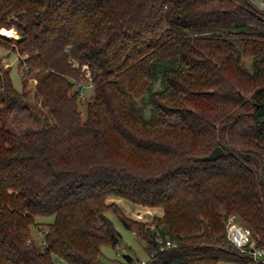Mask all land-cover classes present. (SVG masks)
I'll list each match as a JSON object with an SVG mask.
<instances>
[{
    "label": "trees",
    "instance_id": "16d2710c",
    "mask_svg": "<svg viewBox=\"0 0 264 264\" xmlns=\"http://www.w3.org/2000/svg\"><path fill=\"white\" fill-rule=\"evenodd\" d=\"M0 28L21 36L0 35L25 66L17 89L0 55V264H107L102 245L121 241L108 211L143 243L144 264H251L226 223L264 245V8L0 0Z\"/></svg>",
    "mask_w": 264,
    "mask_h": 264
},
{
    "label": "rangeland",
    "instance_id": "374dc122",
    "mask_svg": "<svg viewBox=\"0 0 264 264\" xmlns=\"http://www.w3.org/2000/svg\"><path fill=\"white\" fill-rule=\"evenodd\" d=\"M10 29L13 30V34H6L0 30L1 31L0 35H3L4 37L13 38V36L16 35V30L14 28H10ZM9 49H11L12 51ZM16 51H17V49L12 47V42H8L4 38L0 37V55H4L2 57L3 65L4 66H10V76H11L13 85L17 89H20L22 86L21 70L20 69H22V68L20 65L18 66L20 58H19ZM244 63H245V65H248L249 64V58L245 57ZM28 78L29 79H28L27 88H29L31 90L30 95L32 96L33 91H34L33 90L34 89V87H33L34 80L32 79V77H28ZM78 86H79V83H78ZM81 91H82V94L78 95V97H79V109L81 110L82 118H84L85 114H86L85 106H86V103L92 98L93 87L88 86L86 84H83L81 87ZM137 100L140 104L139 98H137ZM28 118H29V116H25V111H23L21 117L17 118V122L25 123L28 121L27 120ZM113 199L114 200H118V199L121 200V205L126 209H130V210L134 209L133 204H131L127 201H124L121 198L114 197ZM152 211L153 210H149V212H152ZM107 215L113 221L116 229L120 232L121 241L116 248H113L112 246H110L108 244L102 245V247H101V252H102L101 259L107 264H115L116 261H122L124 259L125 255H129L134 259V262H135L134 264H137V260H144L145 261L147 259V253L143 248V243L136 237V235L131 230L127 229L121 223V221L119 220V218L116 216V214L113 211H108ZM39 221L49 222V221H52V217H41V218H39ZM44 226L45 225L43 223H39L38 225H35V227L32 229V239L35 241L38 248L44 247L42 245V242L40 239V234H39V231H40L39 229L45 228ZM57 264H68V263H66L62 259H58ZM219 264H244V263L225 260V261L219 262Z\"/></svg>",
    "mask_w": 264,
    "mask_h": 264
},
{
    "label": "built area",
    "instance_id": "2783aa9c",
    "mask_svg": "<svg viewBox=\"0 0 264 264\" xmlns=\"http://www.w3.org/2000/svg\"><path fill=\"white\" fill-rule=\"evenodd\" d=\"M256 2L259 7L264 8V0H252ZM23 59V57L21 58ZM86 66H83L85 69ZM22 68H25L24 64ZM86 80L83 84L92 86L91 77L88 71H85ZM82 84V85H83ZM82 87V86H81ZM82 94V91H79ZM46 229L39 231L40 239L43 241V233ZM226 235L231 245L241 253H245L250 256L251 264H264V245H258L253 238L251 230L245 225L241 224L236 220L235 216L232 215L228 218L226 223ZM170 241H166L165 246H170ZM137 264H144V261L140 260Z\"/></svg>",
    "mask_w": 264,
    "mask_h": 264
},
{
    "label": "water",
    "instance_id": "95a60500",
    "mask_svg": "<svg viewBox=\"0 0 264 264\" xmlns=\"http://www.w3.org/2000/svg\"><path fill=\"white\" fill-rule=\"evenodd\" d=\"M15 38H17V39H20L21 38V36H19L17 33H16V35L14 36ZM223 153V150L221 149V147L220 146H215L212 150H211V152L209 153V154H207L206 156H204L203 158L205 159V160H215V159H217L219 156H221V154Z\"/></svg>",
    "mask_w": 264,
    "mask_h": 264
},
{
    "label": "bare ground",
    "instance_id": "6f19581e",
    "mask_svg": "<svg viewBox=\"0 0 264 264\" xmlns=\"http://www.w3.org/2000/svg\"><path fill=\"white\" fill-rule=\"evenodd\" d=\"M3 33H6V34H13V30H11V29H6V28H1L0 29ZM0 31V32H1Z\"/></svg>",
    "mask_w": 264,
    "mask_h": 264
}]
</instances>
